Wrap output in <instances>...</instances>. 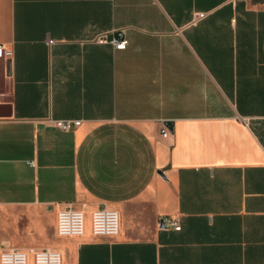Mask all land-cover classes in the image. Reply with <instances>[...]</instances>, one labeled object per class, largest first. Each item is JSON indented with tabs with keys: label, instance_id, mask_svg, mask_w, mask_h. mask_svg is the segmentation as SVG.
<instances>
[{
	"label": "crops",
	"instance_id": "crops-1",
	"mask_svg": "<svg viewBox=\"0 0 264 264\" xmlns=\"http://www.w3.org/2000/svg\"><path fill=\"white\" fill-rule=\"evenodd\" d=\"M0 43V254L264 264V0H0ZM67 204L84 235H58Z\"/></svg>",
	"mask_w": 264,
	"mask_h": 264
},
{
	"label": "built area",
	"instance_id": "built-area-1",
	"mask_svg": "<svg viewBox=\"0 0 264 264\" xmlns=\"http://www.w3.org/2000/svg\"><path fill=\"white\" fill-rule=\"evenodd\" d=\"M101 43H111L117 49H124L128 43L125 30H119L111 38L102 35L98 38ZM12 48L0 43V75L3 69L7 70L8 62L13 57ZM2 94H0V98ZM79 120H54V125L61 130H70L78 126ZM168 130L164 127L162 134L166 136ZM160 226L181 229L178 216H165L159 221ZM86 229V214L72 204L61 207L57 213V233L62 237H79ZM92 231L96 236L115 237L121 232V217L118 211L106 206L92 212ZM34 264H64L60 251L52 248H43L33 253ZM0 264H30L29 254L18 248H6L0 254Z\"/></svg>",
	"mask_w": 264,
	"mask_h": 264
}]
</instances>
